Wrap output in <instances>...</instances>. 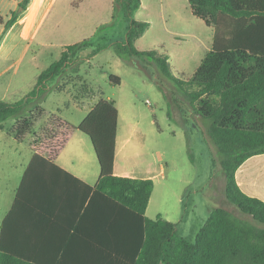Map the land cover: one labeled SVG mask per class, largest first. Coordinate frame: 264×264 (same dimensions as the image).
<instances>
[{
    "label": "trees",
    "instance_id": "1",
    "mask_svg": "<svg viewBox=\"0 0 264 264\" xmlns=\"http://www.w3.org/2000/svg\"><path fill=\"white\" fill-rule=\"evenodd\" d=\"M31 1L23 0L19 7L26 11ZM187 1L193 15L215 31L212 50L189 82L173 74L169 55L136 48L137 40L151 27L149 22L134 19L142 0H114V12H123L129 22L126 41L116 46V52L120 57L150 58L165 78L197 90V114L210 122L208 133L221 157L226 198L254 222L225 208H214L191 243L162 216L148 218L154 182L115 175L119 110L114 101L101 99L75 128L92 142L100 167L98 183L91 187L35 152L2 225L0 264H66L67 259L74 264H264V201L245 194L236 181L245 162L264 154V0ZM18 19L14 12L5 30ZM0 23L4 24L1 18ZM84 51L85 42L67 46L60 61L40 74L26 98L12 104L0 101V127L15 119V138L22 141L32 128L33 113L43 112L40 104L47 99V82L61 75ZM111 81L120 84L119 77L112 76ZM49 170L85 188L82 221L75 236L66 240L69 247L78 249L60 261L58 254L37 252L39 245L52 242L35 232L36 210L45 193L41 172ZM24 219L32 229L28 236L19 232L26 231ZM88 219L89 236L77 237L86 226L83 220Z\"/></svg>",
    "mask_w": 264,
    "mask_h": 264
},
{
    "label": "rangeland",
    "instance_id": "2",
    "mask_svg": "<svg viewBox=\"0 0 264 264\" xmlns=\"http://www.w3.org/2000/svg\"><path fill=\"white\" fill-rule=\"evenodd\" d=\"M13 1L0 0V13ZM19 6L15 11L25 18L31 3L26 11ZM0 18L5 26L7 18L2 14ZM134 19L151 24L136 48L169 55L173 74L182 82L192 79L212 50L214 28L193 15L187 0H142ZM31 21L12 31L13 36L25 40L19 49L27 45L28 51L16 69L12 64L19 54L14 53L12 61L0 62V73L11 67L0 74V101L9 82L17 99L26 98L40 74L60 61L67 46L85 42V51L47 82V99L40 104L43 112L33 113L32 128L23 142L14 138L18 122L11 119L4 123L5 131L14 135L0 139L4 193L9 194L17 184L29 147L54 156L71 130L61 118L78 124L87 115L83 106L93 108L104 99L114 101L120 112L119 139L128 148L122 165L130 170L149 165L158 172L164 168L165 176L154 180L149 218L155 219L158 213L174 218L180 210L183 223L178 234L191 243L205 225L210 207L225 208L254 222L226 198L221 157L208 133L210 122L197 114V90L165 78L150 58L118 56L116 46L125 43L129 22L123 12H114V0H43ZM8 31L4 27L0 44ZM112 76L119 77L120 84L112 82ZM86 138L93 165L100 172L92 142ZM246 169L250 184L255 186L252 195L264 201V155L249 161ZM178 196L184 198L182 206L177 203Z\"/></svg>",
    "mask_w": 264,
    "mask_h": 264
},
{
    "label": "crops",
    "instance_id": "3",
    "mask_svg": "<svg viewBox=\"0 0 264 264\" xmlns=\"http://www.w3.org/2000/svg\"><path fill=\"white\" fill-rule=\"evenodd\" d=\"M21 1L22 0H14L13 2L7 3V5H5L6 8L2 7L3 12L0 13V15L1 14L4 15L5 20L7 18L6 23L10 20L12 14L16 12L15 10L17 6L21 4ZM42 1L43 0H32L28 15L25 18L19 16V19L14 24V26L10 29V31L6 33V38L2 40L0 44V62L4 61V63H6L7 61H12V55L16 53L19 55L12 64V67L16 65L15 66L16 69L20 65L24 56L27 54L28 47L26 45V47L19 49L20 46L19 43L25 42V40L23 38L20 37L17 38V36H13L12 31L18 26H22V28H25L26 22L28 20L33 21L41 6ZM4 27H5L4 24L0 23V39L4 34ZM10 68L11 67L6 68L0 74H3L5 71H7ZM13 91L11 88V83L9 82V86L5 88L6 93L5 95H3L2 97L3 99L1 101L8 102L6 101L7 98H10V100H12L11 102H8L11 104L20 101L19 99H17L18 98L17 92L16 91L13 92ZM83 108H86L85 110H88L87 115L93 109V108H88L87 105L83 106ZM87 115L82 119V121L87 117ZM61 120L71 128L69 134L66 137L64 145L58 150V152L54 156L44 155L40 152L38 153L52 159V161L56 165H58L65 172L71 174L76 179L81 180L83 183L91 187H94L99 181L100 172L96 171L93 165V155L86 142L87 139L86 136L80 131H77L75 129L82 123V121L78 124L73 125L68 120H64L62 118ZM119 124H120V112H119V123H118L117 142H116V157L114 164L115 175L121 177L134 178V179H144V180L151 179L153 180V182L159 176L164 177L165 176L164 168L161 169L160 172H158L157 170H155L153 165H149L144 169H131V170L128 169L125 165H122L123 161H125L126 159V153L128 151V148H126V142H121L122 140L119 139ZM3 126L4 123L2 124V127H0V139H3L5 135H8L9 137L13 138L14 135H9L5 131ZM23 141L24 140L18 142L21 143ZM29 149H30V155L25 162V167L21 172L20 177H18L17 184H15L12 187L11 192L9 194L4 193V191L1 189L0 186V238H1L2 225L6 217L9 215L11 209L13 208L17 191L18 188L20 187L23 175L32 159L33 154L35 152L37 153V151L34 152L31 147H29ZM260 156L261 155L255 157H260ZM255 157L250 158L237 171L236 181L240 186L241 190L245 194L251 197L258 198L256 195H252L254 193L255 186L250 184V181L248 179L249 173L246 169V164ZM40 186L42 187V189L45 190V193L42 197V202L38 204V208L36 210L37 216L35 218V223H36L35 232L39 238H42L43 240L51 239L52 242L51 244L39 245L37 248V252L40 254H46L50 256H54L58 254L60 256L58 260L60 261L63 255L70 254L71 256V254L75 253V250L78 249V247L75 248V246L69 247L67 245L68 242L66 243V240H70L75 236V229L79 226V223L82 221V214L84 213L82 203L84 202L85 199V188L81 184H78L74 180L70 179L69 177L64 176L63 174H58L57 172H53L51 170H49L48 172L46 171L41 172ZM154 191H155V187H154ZM151 201H152V197L146 212L147 217H148ZM177 203L179 204V206L180 205L182 206L184 203V198L178 196ZM213 209L214 207L209 208V214ZM181 215L182 212L180 210L177 212V215H175L174 218L167 216L164 217L162 215H159L158 213L155 219H157L159 216H162L164 219L174 223L179 233L180 224L183 223V219ZM83 221L86 224V226L84 225V227L82 228L83 229L82 232H79L80 234H78L77 237L84 239L85 237H88L90 234L91 220L88 219L87 221L86 220ZM21 223L23 222L21 221ZM24 224L26 231L24 229H19L20 230L19 232H21L23 236L25 235L28 236L29 235L28 233H30L32 229L30 228V226H28L29 224L28 220L24 219ZM80 251L81 248L78 252ZM66 264H74V263L71 261V259L70 261L69 259H67Z\"/></svg>",
    "mask_w": 264,
    "mask_h": 264
}]
</instances>
